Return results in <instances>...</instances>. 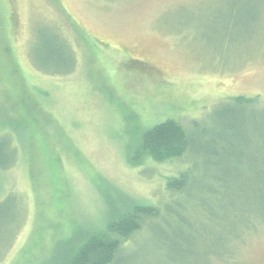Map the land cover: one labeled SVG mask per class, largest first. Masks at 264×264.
<instances>
[{
  "label": "rangeland",
  "instance_id": "374dc122",
  "mask_svg": "<svg viewBox=\"0 0 264 264\" xmlns=\"http://www.w3.org/2000/svg\"><path fill=\"white\" fill-rule=\"evenodd\" d=\"M168 120L192 139L184 160L130 167L136 137ZM6 130L0 264H48L133 200L159 215L114 264H264V0H0ZM191 166L186 192L165 193ZM214 209L246 225L237 257L205 224Z\"/></svg>",
  "mask_w": 264,
  "mask_h": 264
},
{
  "label": "trees",
  "instance_id": "16d2710c",
  "mask_svg": "<svg viewBox=\"0 0 264 264\" xmlns=\"http://www.w3.org/2000/svg\"><path fill=\"white\" fill-rule=\"evenodd\" d=\"M12 26L10 21V27ZM12 29V27L10 28ZM260 97L253 100L257 102ZM244 97H237L235 100L240 104L241 102L253 103V100H245ZM0 132V135L8 136L10 131ZM9 132V133H8ZM139 134V132H138ZM13 142L10 141L11 157L14 156L17 151L15 146H12ZM193 147L192 139L184 128V126L175 120H168L155 127H152L146 131H143L136 137L135 145L129 150L128 165L130 167H142L147 162H153L158 164L182 162L185 158V154ZM232 147V145H230ZM0 153L2 151L0 150ZM3 155V154H1ZM0 159V171L9 170L16 162L9 160L7 154ZM174 162V163H175ZM222 164H216V167H221ZM194 167V166H193ZM192 166L181 170L176 176L167 178L165 181L164 191L167 194H174L175 196L182 195L186 192L188 187L193 182ZM195 166L194 168H196ZM144 169L142 172H144ZM235 169L231 165L225 164L223 166V173L220 177L214 178L219 183L220 188L224 190L234 180L232 176ZM261 195V194H259ZM261 202L256 204V207H261L264 204V196ZM261 209V208H260ZM258 209L253 210L255 219L262 222L263 215H261ZM251 212V211H250ZM206 214V212H205ZM159 215V209L157 205L142 204L133 200L131 205L124 212H119L116 216H113L108 221L104 230L92 232L83 241L72 242L67 240L59 242L55 248L56 253L59 254L48 264H114L117 255L119 254L122 246L130 242L138 233L141 232L145 222L155 219ZM206 217V225H212L214 223L215 228L220 230L219 235H223L226 232L229 237L231 235L233 243L236 248V257L240 251V245H244L242 241L241 231L246 227L243 220L236 225L226 224L231 219L230 216L226 217V211L224 210H212ZM235 218V216L233 215ZM180 222L184 224V220L180 218ZM260 222H255L254 229L258 230ZM223 232V234L221 233ZM222 237L221 239H223ZM216 239V238H215ZM71 242V243H70ZM69 243V244H68ZM62 244H68L61 248ZM226 245V243H224ZM55 250V249H54Z\"/></svg>",
  "mask_w": 264,
  "mask_h": 264
}]
</instances>
